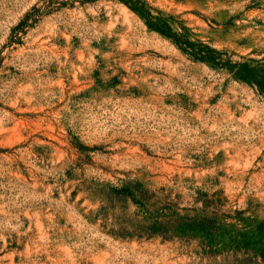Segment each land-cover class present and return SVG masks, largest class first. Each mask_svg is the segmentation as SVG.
Segmentation results:
<instances>
[{"label":"rangeland","instance_id":"1","mask_svg":"<svg viewBox=\"0 0 264 264\" xmlns=\"http://www.w3.org/2000/svg\"><path fill=\"white\" fill-rule=\"evenodd\" d=\"M0 264H264V0H0Z\"/></svg>","mask_w":264,"mask_h":264},{"label":"trees","instance_id":"2","mask_svg":"<svg viewBox=\"0 0 264 264\" xmlns=\"http://www.w3.org/2000/svg\"><path fill=\"white\" fill-rule=\"evenodd\" d=\"M244 68V72L250 77L251 80L258 82L257 79V70L255 68H250L248 65H242Z\"/></svg>","mask_w":264,"mask_h":264}]
</instances>
